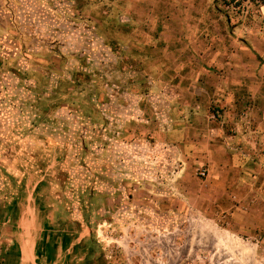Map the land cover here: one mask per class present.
<instances>
[{
    "label": "rangeland",
    "instance_id": "1",
    "mask_svg": "<svg viewBox=\"0 0 264 264\" xmlns=\"http://www.w3.org/2000/svg\"><path fill=\"white\" fill-rule=\"evenodd\" d=\"M225 26L260 34L264 0H0V213L44 179L98 264H264L263 180L213 218L182 198L206 176L181 171L180 107L200 103V44H227Z\"/></svg>",
    "mask_w": 264,
    "mask_h": 264
},
{
    "label": "crops",
    "instance_id": "2",
    "mask_svg": "<svg viewBox=\"0 0 264 264\" xmlns=\"http://www.w3.org/2000/svg\"><path fill=\"white\" fill-rule=\"evenodd\" d=\"M121 22L118 28H129L127 20ZM224 28L227 44H216L215 35L211 46L206 38L200 44L196 75L200 103H195L196 109L194 103L180 107L195 114L188 115L181 131L179 146L187 165L181 171L192 173L193 164L206 171L205 179H193L200 184V196L187 191L182 198L189 204L196 198L193 208L209 218L220 211L217 208L228 210L235 204L237 183L254 186L264 181V26L255 35L249 28L231 32ZM179 84L184 85L181 78ZM176 184L189 189L191 183ZM53 203L44 179L5 201L0 213V264H96L88 225L60 213Z\"/></svg>",
    "mask_w": 264,
    "mask_h": 264
},
{
    "label": "trees",
    "instance_id": "3",
    "mask_svg": "<svg viewBox=\"0 0 264 264\" xmlns=\"http://www.w3.org/2000/svg\"><path fill=\"white\" fill-rule=\"evenodd\" d=\"M245 0H213V4L215 6H218L219 2H221L224 6L235 8L239 7ZM96 261V264H98V261Z\"/></svg>",
    "mask_w": 264,
    "mask_h": 264
},
{
    "label": "built area",
    "instance_id": "4",
    "mask_svg": "<svg viewBox=\"0 0 264 264\" xmlns=\"http://www.w3.org/2000/svg\"><path fill=\"white\" fill-rule=\"evenodd\" d=\"M200 176H202V177H203V176H206V171H205V170H201V171H200Z\"/></svg>",
    "mask_w": 264,
    "mask_h": 264
}]
</instances>
